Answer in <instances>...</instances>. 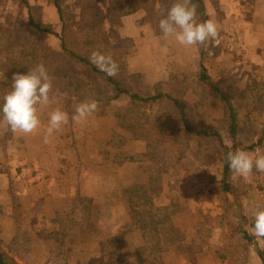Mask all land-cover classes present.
Returning a JSON list of instances; mask_svg holds the SVG:
<instances>
[{
  "label": "crops",
  "instance_id": "obj_1",
  "mask_svg": "<svg viewBox=\"0 0 264 264\" xmlns=\"http://www.w3.org/2000/svg\"><path fill=\"white\" fill-rule=\"evenodd\" d=\"M234 1L226 3L232 7ZM246 4L256 15L240 21L230 38L240 67L219 64L210 69V62L217 58L213 52L207 56V43L203 52L199 45L180 46L163 38L160 19L141 21L133 14L123 20L127 29L135 28L132 53L126 58L129 73L140 75L145 92L159 86L167 89L182 80L196 81L186 91V100L201 101L208 122H217L223 118V107L207 95L209 87L197 81L202 62L208 75L230 95L237 112L245 107L252 128L254 118L264 115L252 111L248 80L255 75L253 69L257 72L253 81L258 84L264 79V0L241 2ZM207 9L210 14L208 5ZM231 69L247 78L243 90L238 84V89L226 88ZM130 101L122 95L106 107L98 105L80 123H74V113H68L69 122L44 143L49 113L64 106L61 98H54L38 131L6 147L0 144V249L19 264H264V239L255 237L257 244L247 251L240 249L232 261L220 236L217 240L204 236L208 222L224 211L223 200L231 202L230 196L214 191L213 182L223 178L215 153L181 148L168 140L149 152L144 140L118 124V115ZM238 120L240 125V114ZM255 129L256 146L252 150L240 146L253 158L264 154V141L257 145ZM196 153L206 159L198 161ZM212 168L218 170L217 181ZM239 179L241 188L255 185L256 193L250 195V202L244 194V226L239 230L244 246L250 240L245 218L253 217L257 206L264 207V172L254 168L247 179ZM202 180L209 183L207 188ZM159 207L171 211L169 250L144 251L146 229L148 235L152 231L150 211Z\"/></svg>",
  "mask_w": 264,
  "mask_h": 264
},
{
  "label": "trees",
  "instance_id": "obj_2",
  "mask_svg": "<svg viewBox=\"0 0 264 264\" xmlns=\"http://www.w3.org/2000/svg\"><path fill=\"white\" fill-rule=\"evenodd\" d=\"M56 9L57 23L54 25L44 18L41 4H31L29 0H0L8 14L0 13V103L10 90L12 76L19 72L26 74L29 68L44 64L52 79L50 96L64 101L63 111L72 114L78 103L95 100L101 107L108 106L122 95L130 97V105L118 115L121 128L132 132L144 140L150 151H155L160 141L168 140L184 148H205L213 152L222 162V183L228 180L231 170L226 155L240 148L237 142L239 120L232 98L207 73L201 62L197 81L209 87L207 95L217 99L223 107L226 131L232 144L223 142L222 133L208 122L201 101L191 104L185 98L186 91L192 87L189 83L176 82L177 87L170 91L159 86L152 92L141 89L139 74L129 73L126 58L132 53L133 41L129 36H121L125 27L124 16L135 13L150 5L151 0H47ZM161 19L174 0H159ZM197 6V20L210 19L205 0H192ZM204 45H199L201 52ZM111 55L119 66L116 77H108L90 63L92 51ZM204 56H202L203 60ZM71 63L88 69V76L82 77L67 68ZM78 69V68H77ZM185 77V76H184ZM178 80V79H177ZM174 85V86H175ZM167 88H171L169 85ZM252 111L264 113V79L250 88ZM51 100V102H52ZM50 105L40 106L47 111ZM12 137L13 132L0 114V134ZM22 134V133H21ZM29 134H22L20 137ZM9 137V138H10ZM264 141V122L259 131L257 145ZM218 143L216 145L215 143ZM0 144L6 147L3 139ZM252 150L256 146L253 142ZM221 149V150H219ZM243 150V149H242ZM152 231L146 229L144 251L169 250L168 228L171 224L170 208L151 209ZM251 221L253 217L245 218ZM178 248L175 249L177 251ZM149 259L145 257V260ZM0 264H19L7 251L0 249Z\"/></svg>",
  "mask_w": 264,
  "mask_h": 264
},
{
  "label": "clouds",
  "instance_id": "obj_3",
  "mask_svg": "<svg viewBox=\"0 0 264 264\" xmlns=\"http://www.w3.org/2000/svg\"><path fill=\"white\" fill-rule=\"evenodd\" d=\"M158 28L164 39H173L184 47L203 46L208 42L215 46L220 39L213 20L197 21V6L192 0H174L159 20ZM89 61L108 77L114 78L118 75L119 66L111 55L94 50L89 55ZM52 87V79L42 63L29 68L26 74H13L10 90L4 94L0 103L2 119L13 133L31 134L40 129L39 107L51 103ZM97 107L94 99L78 103L71 117L72 121L83 122L95 113ZM68 122L67 112L60 108L52 110L44 129L43 142L49 143L52 134ZM226 160L231 172L244 179L252 174L254 168L258 172H264V154L253 158L244 150L237 149L229 151ZM251 234L258 239H264V207L257 206L253 213Z\"/></svg>",
  "mask_w": 264,
  "mask_h": 264
},
{
  "label": "rangeland",
  "instance_id": "obj_4",
  "mask_svg": "<svg viewBox=\"0 0 264 264\" xmlns=\"http://www.w3.org/2000/svg\"><path fill=\"white\" fill-rule=\"evenodd\" d=\"M31 4H41L44 9V19L52 24L57 23V14H56V9L53 5H51L47 0H29ZM206 4L209 6V11L211 14V20H213L218 28L220 39L219 43L215 46L212 45L211 42H208L206 44V49L205 52L207 53V56L213 52L214 58H217V62H210V69L212 68H218L219 64L226 66H232L233 68H238L240 67V59L238 57V51L235 46L232 45L231 43V33L234 32L235 29H237V26H239L240 21H244L249 18H253L254 15H256L255 10L253 7L249 10L246 5H241L242 3H245L247 0H235L234 5L232 7L229 6V3H226L227 0H205ZM151 6L148 5L144 9L139 10L135 13H132L130 15H137L140 16L141 21H146L148 18L155 17L159 18V13H160V2L159 0H151L150 1ZM14 4V3H13ZM12 2H8V9H2L0 10V13L3 14H8L7 12L10 11L13 6ZM247 9V10H246ZM128 16V15H127ZM126 16V17H127ZM125 17V16H124ZM124 17L122 18V23L124 20ZM125 27V26H124ZM135 32V28L133 27L132 29H127L126 27L121 30V36L125 35L128 36L129 34L130 37H133V33ZM204 48V47H203ZM207 58V57H206ZM205 58V59H206ZM212 58V57H211ZM67 68H70L71 71L79 76L86 77L88 76V69L83 68V67H78L75 63H71ZM78 68V69H77ZM253 72L255 75H257L256 70L253 69ZM243 72L240 73V71H234L231 69V73L226 76V88H237L238 86L242 89L247 78L245 76H242ZM254 75V76H255ZM251 77L249 88L253 86V84L257 81H253L252 79L255 77ZM184 84L189 83L192 85L193 83L195 84L196 81H189L187 83L186 80H182ZM193 84V86H194ZM177 85L171 86L170 91H173ZM243 90V89H242ZM205 95V94H203ZM52 102L50 105V108L45 111H41L39 113V118L40 121L43 122L42 118L44 115H46L49 111H51L52 108ZM240 109V108H239ZM248 112L245 110V107H241L239 110L238 115L240 114L241 122L239 126V132L238 133V140L237 142L244 147L245 149H249L252 147L253 142L255 138L257 137L256 133H253L256 131L255 127H257L258 131L261 130L262 124L264 122V115L263 118L261 114L259 115L258 118H254V126L251 128V126L247 122V117H249ZM211 126L215 128V130H219L222 133L223 142L226 144H232L233 139L230 138L229 134H227V131L225 130L226 123H223L221 120L217 122H210L209 123ZM22 134L17 132L13 133L12 137L10 136H4L2 133L0 134V139H3L6 143V146L14 144L15 141L21 140L23 137H20ZM10 137V138H9ZM218 145V143H215ZM193 148V147H191ZM221 150V149H219ZM200 153V152H199ZM196 153V157L198 161H203V159H206V156H202V154ZM215 161L217 164L221 165L222 162L219 161L218 157L215 158ZM204 172L208 173L207 168H204ZM201 171V173L205 176L204 172ZM211 171L214 173L213 178L214 180L215 177L217 176V169L212 168ZM213 180V179H212ZM205 181L203 187L207 188V180H202ZM217 181V180H216ZM214 186V191L219 193L221 196H230L231 202H228V198L223 200V207L224 211H220L216 217H212V221H209V232L205 233L204 236H208L207 238L212 239V240H217L218 237L222 239L224 242V247L225 251L227 254H229L230 258L232 261L239 255L240 249L243 251H247L250 247L255 246L257 243V240H255V237L251 234L252 227L251 226V221L247 219L246 225L249 226V232H250V240H247L246 244L244 246L240 245L241 237L239 235V230L240 228H243V201L246 200V196H244L245 191L247 192V200H251L252 194H255L254 186L255 185H250L249 188H241L240 184V179L238 176L234 175L233 173H230L228 180L225 183H222L220 181L213 182ZM259 193V192H258ZM252 200H254L252 198ZM253 204V207H255V201L251 202ZM250 218V217H247ZM209 219V218H208ZM253 221V219H251ZM203 236V237H204ZM243 242V240H242ZM242 244V243H241ZM215 249V247L213 248Z\"/></svg>",
  "mask_w": 264,
  "mask_h": 264
}]
</instances>
